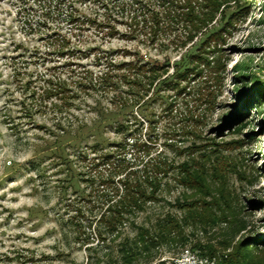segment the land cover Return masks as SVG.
Returning <instances> with one entry per match:
<instances>
[{"label":"rangeland","instance_id":"374dc122","mask_svg":"<svg viewBox=\"0 0 264 264\" xmlns=\"http://www.w3.org/2000/svg\"><path fill=\"white\" fill-rule=\"evenodd\" d=\"M109 153L221 169L246 228H188L176 264H264V0H0V264L104 254Z\"/></svg>","mask_w":264,"mask_h":264},{"label":"trees","instance_id":"16d2710c","mask_svg":"<svg viewBox=\"0 0 264 264\" xmlns=\"http://www.w3.org/2000/svg\"><path fill=\"white\" fill-rule=\"evenodd\" d=\"M191 156L175 164L162 153L140 162L135 158L132 163L112 161L110 153L105 155L109 168L121 177L107 178L111 187L100 195L103 207L89 219L96 247L104 254L87 264H166L160 250L177 247L178 257L192 242L188 228L205 230L222 222L233 223L236 232L246 228L227 203L226 176L221 169L214 168L213 174L204 161ZM169 182L183 190L172 203L160 196ZM193 247L204 248L198 241Z\"/></svg>","mask_w":264,"mask_h":264},{"label":"built area","instance_id":"2783aa9c","mask_svg":"<svg viewBox=\"0 0 264 264\" xmlns=\"http://www.w3.org/2000/svg\"><path fill=\"white\" fill-rule=\"evenodd\" d=\"M183 257H185V258H187V260H189L190 258L191 259H195L194 257H192L191 255H190V251L187 249V248H185L181 253H180V255L176 258V259H174L173 260V262H175V263H173V264H176L177 262H179V261H182L183 260ZM200 259V258H199ZM199 262H201V263H203V261H207L206 259H200V260H198Z\"/></svg>","mask_w":264,"mask_h":264}]
</instances>
